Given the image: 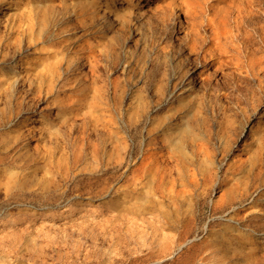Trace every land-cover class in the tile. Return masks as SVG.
Masks as SVG:
<instances>
[{"label": "rangeland", "instance_id": "374dc122", "mask_svg": "<svg viewBox=\"0 0 264 264\" xmlns=\"http://www.w3.org/2000/svg\"><path fill=\"white\" fill-rule=\"evenodd\" d=\"M252 55L264 0H0V264H264Z\"/></svg>", "mask_w": 264, "mask_h": 264}, {"label": "bare ground", "instance_id": "6f19581e", "mask_svg": "<svg viewBox=\"0 0 264 264\" xmlns=\"http://www.w3.org/2000/svg\"><path fill=\"white\" fill-rule=\"evenodd\" d=\"M242 2V1H241ZM260 2V1H259ZM244 3V2H243ZM242 3V4H243ZM183 4V3H182ZM185 4V3H184ZM242 4L241 6L238 7L237 9V14H236V26L238 27L239 24L243 21L244 17H245V14H244V9H242ZM247 4V3H246ZM252 4V3H251ZM183 6V5H182ZM244 6V5H243ZM247 7V6H245ZM244 8V7H243ZM249 8V6H248ZM247 8V9H248ZM250 9V8H249ZM249 11V10H248ZM178 13V12H177ZM177 13L175 14V18L178 16ZM247 14V13H246ZM222 17V16H221ZM247 17V16H246ZM245 17V18H246ZM209 22H211V20L209 19L208 20ZM221 24V23H220ZM219 25V24H218ZM222 25V24H221ZM217 26V24L215 25ZM28 27V26H27ZM236 27V28H237ZM224 28V26H223ZM216 29V27H215ZM225 29V28H224ZM240 29V27H239ZM25 30V29H24ZM29 31V29H26ZM31 30V29H30ZM32 31V30H31ZM30 31V32H31ZM227 31V30H226ZM226 33V32H224ZM223 35V34H222ZM186 36H187V42L186 44L188 45V48L191 50V51H195L196 52V49H198L199 47V41H198V38L200 39V35L197 31H194V28L193 27H190L189 29H187L186 31ZM219 38H220V32L217 31V30H211V38H210V41L219 45L220 44V41H219ZM222 38V37H221ZM184 40V39H183ZM201 41V40H200ZM202 47V46H201ZM5 48V47H4ZM185 48V47H184ZM221 48V47H220ZM216 48L213 47V49H211V51L209 52L210 56H211V59L213 60V64H215V66L217 68H220L224 62L226 63L227 61L225 60V58L229 57L228 53H227V48H224L222 47L221 49H216L217 52L215 51ZM249 51V52H248ZM247 53L248 54H254L252 50H248ZM247 54V55H248ZM207 56L206 55H203V62L204 64L205 63H208V61L206 60ZM189 60V59H187ZM210 60V59H209ZM263 60V59H262ZM233 61L236 63V64H239L240 63V57L239 56H236ZM246 67L249 71H251L253 74L254 73H258V71H260L262 68H263V65H261V61L259 60V58H254V56L252 55L251 57H248L247 58V62H246ZM202 65V64H201ZM85 68V67H84ZM48 84V83H47ZM50 84V82H49ZM228 85V84H227ZM161 89V88H160ZM161 91V90H160ZM169 92V91H168ZM5 123V122H4ZM29 123V122H28ZM90 127V126H89ZM24 132V131H23ZM57 135V134H56ZM208 139V138H207ZM55 141V140H54ZM208 141V140H207ZM207 141L205 139H199L196 143V151L197 152H203L204 154H207L208 152V146L210 144L207 143ZM136 142V141H135ZM226 142V141H224ZM237 143V142H236ZM113 144V143H112ZM116 145V144H115ZM230 145V144H229ZM223 148V147H222ZM226 148V147H225ZM229 148V146H228ZM223 151V150H222ZM226 151H228L226 149ZM203 154V155H204ZM23 155V154H22ZM209 155V154H208ZM43 156V155H42ZM174 156L172 154H169L167 156V163H166V167H165V178H166V189L168 190V192L172 195H177V194H183L185 192V190L183 189H175L174 187V182H175V176H174V172L177 171V162H174ZM1 158V157H0ZM209 158V157H208ZM226 158V157H225ZM11 159V158H10ZM28 160V159H27ZM30 160V159H29ZM50 159L48 158V161ZM176 161V160H175ZM56 162V161H55ZM151 163V162H150ZM150 163L148 165H150ZM42 167V166H41ZM157 168V167H156ZM49 171V170H48ZM53 171V170H52ZM53 173V172H52ZM201 179L202 181L204 182H207L208 181V175L205 172H202L201 173ZM53 180V179H52ZM193 181L197 184L198 181H197V178L195 176V174H193ZM81 183V182H80ZM107 185V184H106ZM54 186V185H53ZM73 186V185H72ZM97 186V185H96ZM50 188V186H49ZM52 188V187H51ZM46 189V188H44ZM83 189V188H82ZM47 190V189H46ZM90 192V191H89ZM169 195V194H168ZM180 197V196H179ZM234 207V206H233ZM219 213V212H218ZM222 213V212H221Z\"/></svg>", "mask_w": 264, "mask_h": 264}]
</instances>
